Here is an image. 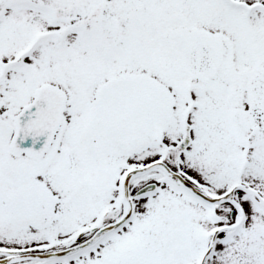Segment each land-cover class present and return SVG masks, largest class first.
I'll return each mask as SVG.
<instances>
[{
	"label": "snow or ice",
	"instance_id": "6c2138e0",
	"mask_svg": "<svg viewBox=\"0 0 264 264\" xmlns=\"http://www.w3.org/2000/svg\"><path fill=\"white\" fill-rule=\"evenodd\" d=\"M0 264H264V0H0Z\"/></svg>",
	"mask_w": 264,
	"mask_h": 264
}]
</instances>
